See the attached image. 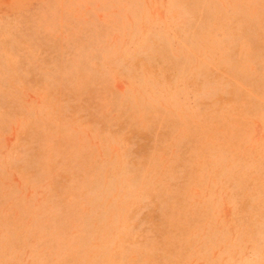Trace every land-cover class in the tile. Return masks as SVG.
Masks as SVG:
<instances>
[{"label":"rangeland","instance_id":"374dc122","mask_svg":"<svg viewBox=\"0 0 264 264\" xmlns=\"http://www.w3.org/2000/svg\"><path fill=\"white\" fill-rule=\"evenodd\" d=\"M0 264H264V0H0Z\"/></svg>","mask_w":264,"mask_h":264}]
</instances>
